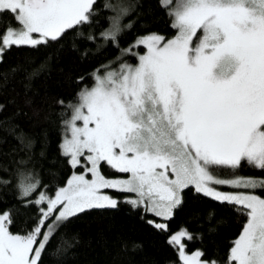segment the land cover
I'll return each mask as SVG.
<instances>
[{
	"label": "snow or ice",
	"instance_id": "snow-or-ice-1",
	"mask_svg": "<svg viewBox=\"0 0 264 264\" xmlns=\"http://www.w3.org/2000/svg\"><path fill=\"white\" fill-rule=\"evenodd\" d=\"M130 7L124 0H105L100 8L96 0H0V14L16 22L0 32V63L13 45L60 49L69 32L73 49L79 50L78 39L95 44L85 45L81 59L90 60L89 52L97 55L109 45L118 49L89 71L69 74L78 85L74 99L53 101L62 115L71 111L60 122L58 152L51 161L58 156L61 168L71 166L66 179L57 181L50 170L53 180L44 184L35 167L28 180L19 178L23 169L13 171L18 179L9 192L19 203L0 201L5 205L0 207V264H44L46 255L53 264H64V236L77 215L122 202L156 229L170 232L166 240L179 264H264V194L256 191L259 186L264 193V177L216 174L242 167L264 171V0H157L175 34L141 31L122 47L121 37L133 24L124 22ZM141 23L152 27L151 21ZM51 55L26 71L25 79L46 67ZM39 112L33 108V115ZM18 135L27 153L19 163H40L32 158L34 141L23 130ZM104 167L125 174L109 176ZM3 183L7 187L12 180ZM106 188L134 195H113ZM189 189L246 214L223 262L202 258V248L186 250L182 238L200 233L184 226L169 229L166 221L183 207ZM21 209H34L27 217L32 222L13 230ZM54 238L58 242L49 247Z\"/></svg>",
	"mask_w": 264,
	"mask_h": 264
},
{
	"label": "trees",
	"instance_id": "trees-1",
	"mask_svg": "<svg viewBox=\"0 0 264 264\" xmlns=\"http://www.w3.org/2000/svg\"><path fill=\"white\" fill-rule=\"evenodd\" d=\"M110 2L115 3L116 0ZM104 3L105 0H96V7L100 8ZM124 3L131 6L124 22L132 21L133 24L121 37L122 47L130 44L141 31L157 30L168 35L175 34L166 11L158 9L157 0H124ZM108 14L101 13L102 16ZM142 21H151L152 27L144 28ZM9 23L16 25L8 13L0 14V32ZM99 30L97 28V31ZM71 36L72 33L69 32L60 49H57L55 44L41 45L38 48L13 45L11 50L6 51L3 63H0V105H4L0 108V201L19 203L9 192L18 179L13 175L16 169H23V175L19 178L28 180L32 178L28 172L35 167L44 184L53 180L50 170L57 174V181L66 179V173L70 174L71 166L61 168L58 156L55 163L51 162L58 152L60 122L67 120L70 115V110L67 115H62L61 108L53 101L59 97H63L65 101L74 99L78 85L70 82L69 74L73 76L83 74L96 63L115 56L118 51L109 45L97 55L89 52L90 60L81 59L80 51L85 45L91 49L95 44L78 39L79 50L73 49ZM137 50L142 51L143 47ZM49 52L52 55L46 67L33 74L30 79H25L26 71L37 67ZM27 57L34 58V63L26 62ZM125 58L135 62L132 56ZM17 64L24 67L10 71ZM6 71L7 79L4 76ZM88 82L90 81H86ZM26 99L30 100V104L25 103ZM17 106L22 109L19 113H16ZM33 108L40 109L38 115H33ZM8 117L12 119H6ZM21 130L26 134V138L30 137L34 141L31 147L32 158L40 163L35 165L19 163L27 155L20 148L21 138L18 133ZM102 170L114 173L109 167ZM238 172L244 176L264 177V171L250 167H242ZM10 178L12 183L5 187L3 181ZM256 191L264 194L261 193L259 186ZM184 195L183 207L176 210L174 218L166 221L169 229L176 231L184 226L193 233H200L201 236H194L191 240L184 238L186 250L202 248L206 253L202 258L214 257L221 262L225 261L233 237L242 228L246 214L237 212L214 198L202 199V194L193 195L191 189ZM0 207L5 205L0 203ZM33 210L21 209L16 214L13 230L24 228L26 223L30 224L32 221L27 217ZM209 212L212 213L211 217L208 215ZM147 220V217L142 218L137 210L123 202L118 207L105 206L85 210L83 215H77L65 233L68 250L64 264H166L168 260L179 264L175 248L166 240L170 232L156 229ZM57 242L58 239L54 238L49 247ZM44 264H53V261L46 255Z\"/></svg>",
	"mask_w": 264,
	"mask_h": 264
},
{
	"label": "rangeland",
	"instance_id": "rangeland-1",
	"mask_svg": "<svg viewBox=\"0 0 264 264\" xmlns=\"http://www.w3.org/2000/svg\"><path fill=\"white\" fill-rule=\"evenodd\" d=\"M173 3L176 2V0H172ZM16 26V25H15ZM199 31V30H198ZM137 50L136 48H134V51ZM144 50V49H143ZM130 61V60H129ZM132 62V61H130ZM134 63V62H133ZM71 116V111H70V115L69 117ZM80 121H78L79 123ZM114 171V173H109L107 171H105V174L106 175H109V176H118V175H124L125 173H123L122 171L120 170H115V169H111ZM217 175H220L221 177H231L232 175H240V176H244L243 174L239 173V172H235L233 173L232 171H229L226 169H220V170H217L216 172ZM222 190H225V191H245V190H249V189H246L244 187H237V186H223L222 187ZM104 191H108L110 194H113V195H134L133 193H130V192H120L118 190H113V189H109V188H106L104 189ZM259 194V193H258ZM187 238V237H185ZM184 240V238H182ZM192 251V250H191Z\"/></svg>",
	"mask_w": 264,
	"mask_h": 264
}]
</instances>
